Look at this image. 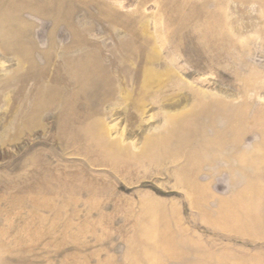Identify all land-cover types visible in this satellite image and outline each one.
<instances>
[{
    "label": "rangeland",
    "instance_id": "1",
    "mask_svg": "<svg viewBox=\"0 0 264 264\" xmlns=\"http://www.w3.org/2000/svg\"><path fill=\"white\" fill-rule=\"evenodd\" d=\"M0 264H264V0H0Z\"/></svg>",
    "mask_w": 264,
    "mask_h": 264
}]
</instances>
